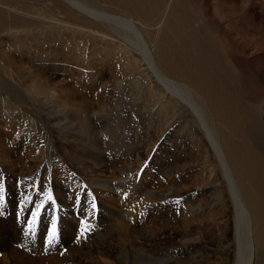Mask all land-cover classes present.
<instances>
[{
	"label": "bare ground",
	"instance_id": "obj_1",
	"mask_svg": "<svg viewBox=\"0 0 264 264\" xmlns=\"http://www.w3.org/2000/svg\"><path fill=\"white\" fill-rule=\"evenodd\" d=\"M14 58L23 59L24 67L13 65ZM61 58L80 65L79 74L85 75L80 87H113L121 96L126 85L132 86L137 97L121 103L133 107L143 122L163 123V129H151L159 139L182 126L188 148L175 150L180 155L191 148L202 166L197 172L191 160L183 164L186 177L198 191L217 195V200L204 203L186 200L183 213L192 220L184 225L200 229L215 222L219 247L204 248L210 252L205 260L229 264L232 255L237 264H257L258 253L264 255V6L252 0H0V87L41 102L49 109L45 123L51 126L68 116L70 103L43 88L49 81L41 76L55 75ZM103 66L111 80L98 85L89 74ZM84 99L100 102L92 94ZM2 106L6 99L0 97ZM21 111L18 106L13 115ZM10 114L3 112L6 118ZM1 131L0 138L12 135L9 128ZM68 131H60L63 153L65 147L84 142L80 130ZM170 159L171 167L176 166L177 160ZM132 194L130 190L125 201L134 202ZM42 235H35L36 241ZM87 238L78 243L86 245V256L93 251ZM203 239L201 231L190 233L187 249L203 244ZM66 241L62 233L58 243L70 244ZM98 247L108 249L105 243ZM70 251L65 256H30L44 264H67L74 255ZM13 256L16 263L31 260L19 253ZM119 259L127 263L126 256Z\"/></svg>",
	"mask_w": 264,
	"mask_h": 264
},
{
	"label": "rangeland",
	"instance_id": "obj_2",
	"mask_svg": "<svg viewBox=\"0 0 264 264\" xmlns=\"http://www.w3.org/2000/svg\"><path fill=\"white\" fill-rule=\"evenodd\" d=\"M252 1L264 6V0ZM4 60L5 64L9 63ZM14 60L13 65L24 67L23 59ZM58 60L59 70L55 75L51 78L49 74L41 76L49 81L43 88L70 103L67 118L58 119L55 126L45 123L50 113L41 102L29 100L28 94L11 87H0V97L6 99V106L0 107L1 132L9 128L12 133L8 139L0 138V185L4 197L0 204V264H44L40 257L38 261L31 257V253L65 256L68 249L74 255L67 264H121L120 256H126V264H176L177 261L216 264L218 259L205 260L210 252L204 251V248L219 247L216 239L220 235L216 234L215 222L209 221L200 229L184 225L185 221L192 220L183 213L186 200L196 204L203 200L204 203V200H217V195L212 191H198L191 185V178L186 177L183 164L192 161L198 165L197 168L193 164L197 172H201L202 166L197 155L190 153L191 148L187 153L184 149L180 155L176 152L181 146L188 148L186 135L180 132L182 126L176 128V133L170 132L169 138L159 139L151 129L157 125L163 129V123L143 122L138 118L140 114L132 111L133 107L121 103L122 99L137 97L132 86L126 85L121 96L113 87L99 91L95 86L80 87V79L83 81L85 75L79 74L81 68L75 64L76 60L66 63L62 58ZM107 68L98 67L89 74L91 81L98 85L109 82L111 74ZM89 94L100 102L84 99ZM26 102L31 103L29 108ZM18 106L22 111L14 116ZM5 111L11 112L7 118L3 115ZM61 130L78 134L80 130L84 142L76 144L77 148L65 147L63 153L59 142ZM91 140L94 141L92 149L89 148ZM170 158L177 160L176 166L171 167ZM62 173L65 178L58 180L56 176ZM204 183L205 180L200 181ZM130 190L135 200L132 203L125 201ZM48 192L52 194V201L45 199ZM41 202L44 207L33 218L31 214ZM53 218L56 236L48 244ZM33 219L35 223L30 227ZM199 231L204 235L203 244L187 249L188 235ZM38 233L43 234L40 241L35 238ZM62 233L67 235L66 242L70 244H63L64 240L58 243ZM87 236H90L87 241L93 250L88 256L86 245H78ZM103 243L108 249L100 251L98 246ZM75 252L84 253V256ZM16 253L31 260L16 263L13 256ZM260 254L257 264H264L261 261L264 255ZM230 260L229 264L238 263L232 255ZM242 260L248 261L247 258Z\"/></svg>",
	"mask_w": 264,
	"mask_h": 264
},
{
	"label": "snow or ice",
	"instance_id": "obj_3",
	"mask_svg": "<svg viewBox=\"0 0 264 264\" xmlns=\"http://www.w3.org/2000/svg\"><path fill=\"white\" fill-rule=\"evenodd\" d=\"M3 199H4V197H3V186L0 185V204L3 203ZM45 199L48 200V201H52L53 197H52L51 192H48L46 194ZM43 207H44V203L43 202H41L40 204H38L36 206V210L32 213L33 218L37 217L40 214V209H42ZM92 207L95 208L96 205L93 204ZM34 223H35V219L31 220L29 222L30 227ZM81 223L83 225V221ZM25 235H28V233L26 232ZM81 235H83V231L81 232ZM55 236H56V222H55V218H53L52 227H51V229L49 230V233H48L47 243L51 244L53 242V240L55 239ZM77 239H79V237H77Z\"/></svg>",
	"mask_w": 264,
	"mask_h": 264
}]
</instances>
